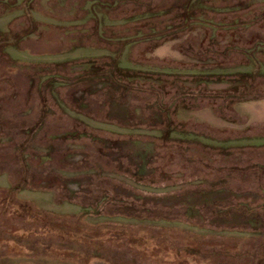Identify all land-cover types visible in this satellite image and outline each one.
<instances>
[{"label": "rangeland", "instance_id": "1", "mask_svg": "<svg viewBox=\"0 0 264 264\" xmlns=\"http://www.w3.org/2000/svg\"><path fill=\"white\" fill-rule=\"evenodd\" d=\"M0 264H264V0H0Z\"/></svg>", "mask_w": 264, "mask_h": 264}, {"label": "trees", "instance_id": "2", "mask_svg": "<svg viewBox=\"0 0 264 264\" xmlns=\"http://www.w3.org/2000/svg\"><path fill=\"white\" fill-rule=\"evenodd\" d=\"M126 77H130V76H126Z\"/></svg>", "mask_w": 264, "mask_h": 264}]
</instances>
